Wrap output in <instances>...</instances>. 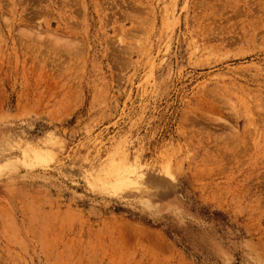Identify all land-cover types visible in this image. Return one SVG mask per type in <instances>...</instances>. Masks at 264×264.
Returning a JSON list of instances; mask_svg holds the SVG:
<instances>
[{"label": "rangeland", "instance_id": "obj_1", "mask_svg": "<svg viewBox=\"0 0 264 264\" xmlns=\"http://www.w3.org/2000/svg\"><path fill=\"white\" fill-rule=\"evenodd\" d=\"M0 264H264V0H0Z\"/></svg>", "mask_w": 264, "mask_h": 264}, {"label": "bare ground", "instance_id": "obj_2", "mask_svg": "<svg viewBox=\"0 0 264 264\" xmlns=\"http://www.w3.org/2000/svg\"><path fill=\"white\" fill-rule=\"evenodd\" d=\"M118 163V162H117ZM122 165V164H121Z\"/></svg>", "mask_w": 264, "mask_h": 264}]
</instances>
